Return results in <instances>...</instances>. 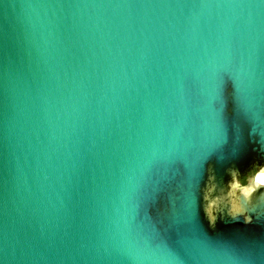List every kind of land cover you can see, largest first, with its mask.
<instances>
[{
    "label": "water",
    "instance_id": "1",
    "mask_svg": "<svg viewBox=\"0 0 264 264\" xmlns=\"http://www.w3.org/2000/svg\"><path fill=\"white\" fill-rule=\"evenodd\" d=\"M256 161L264 0H0V264H264Z\"/></svg>",
    "mask_w": 264,
    "mask_h": 264
},
{
    "label": "clouds",
    "instance_id": "2",
    "mask_svg": "<svg viewBox=\"0 0 264 264\" xmlns=\"http://www.w3.org/2000/svg\"><path fill=\"white\" fill-rule=\"evenodd\" d=\"M230 179L223 186L217 181L214 169H209L207 183L203 190L205 212L212 227L217 222V213L228 207L229 215L234 219L244 216L245 223H251L248 208L253 204V197L261 192L264 196V163L254 162L250 168L241 172L232 167L228 170Z\"/></svg>",
    "mask_w": 264,
    "mask_h": 264
},
{
    "label": "snow or ice",
    "instance_id": "3",
    "mask_svg": "<svg viewBox=\"0 0 264 264\" xmlns=\"http://www.w3.org/2000/svg\"><path fill=\"white\" fill-rule=\"evenodd\" d=\"M262 191V190H261Z\"/></svg>",
    "mask_w": 264,
    "mask_h": 264
}]
</instances>
